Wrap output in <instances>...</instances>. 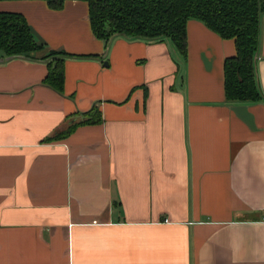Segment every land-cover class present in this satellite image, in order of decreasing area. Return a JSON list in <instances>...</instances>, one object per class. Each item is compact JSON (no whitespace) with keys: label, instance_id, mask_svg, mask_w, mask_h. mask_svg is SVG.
<instances>
[{"label":"crops","instance_id":"obj_1","mask_svg":"<svg viewBox=\"0 0 264 264\" xmlns=\"http://www.w3.org/2000/svg\"><path fill=\"white\" fill-rule=\"evenodd\" d=\"M5 10V11H4ZM63 51L0 61V264H264V100L230 103L233 40H96L86 0H0ZM256 81L264 98V14ZM107 63V66L104 65ZM97 104L101 121L47 141Z\"/></svg>","mask_w":264,"mask_h":264},{"label":"trees","instance_id":"obj_2","mask_svg":"<svg viewBox=\"0 0 264 264\" xmlns=\"http://www.w3.org/2000/svg\"><path fill=\"white\" fill-rule=\"evenodd\" d=\"M59 10L65 0H44ZM89 28L96 40L108 42L115 35L140 40L168 39L186 61V23L197 20L221 39L233 40L235 53L223 62L224 96L230 103L263 101L256 81L254 57L259 48L260 19L264 0H86ZM39 44L25 18L17 12H0V58L40 54L47 64L43 83L62 92L65 57L63 51L46 50ZM52 138L67 136L77 125L101 121L97 104L80 114Z\"/></svg>","mask_w":264,"mask_h":264},{"label":"water","instance_id":"obj_3","mask_svg":"<svg viewBox=\"0 0 264 264\" xmlns=\"http://www.w3.org/2000/svg\"><path fill=\"white\" fill-rule=\"evenodd\" d=\"M12 57V56H11ZM11 57H2V58H0V61H3V60H7V59H10ZM256 59H257V55L254 57V61H256ZM104 65L105 66H107V63H104Z\"/></svg>","mask_w":264,"mask_h":264},{"label":"rangeland","instance_id":"obj_4","mask_svg":"<svg viewBox=\"0 0 264 264\" xmlns=\"http://www.w3.org/2000/svg\"><path fill=\"white\" fill-rule=\"evenodd\" d=\"M14 1V0H13ZM5 11V10H4Z\"/></svg>","mask_w":264,"mask_h":264}]
</instances>
